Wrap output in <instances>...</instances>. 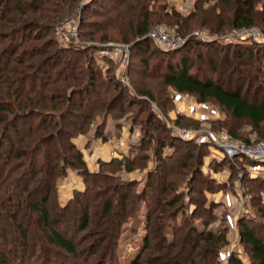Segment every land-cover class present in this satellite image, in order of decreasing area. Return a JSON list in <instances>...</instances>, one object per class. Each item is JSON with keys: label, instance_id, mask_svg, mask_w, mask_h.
I'll use <instances>...</instances> for the list:
<instances>
[{"label": "trees", "instance_id": "16d2710c", "mask_svg": "<svg viewBox=\"0 0 264 264\" xmlns=\"http://www.w3.org/2000/svg\"><path fill=\"white\" fill-rule=\"evenodd\" d=\"M103 1H90L82 12L93 9L94 5L101 9V6L104 7ZM105 1L111 4V12L122 9L135 11L137 7L140 13L145 11L143 26L136 32L123 34V40L128 41L133 35L142 38L148 33L154 19L148 14L145 5L158 0ZM212 1L214 0H195L193 10L184 18L180 17L176 9L170 8V18L176 21L182 18L186 21L200 17L201 22L209 26L207 20L210 18L205 20L203 15L207 12L215 13V8L220 9V12L211 17V21L214 20L212 23L217 19V24H214L216 27L212 30L216 33L228 28L248 29L257 25L264 28V1L260 11L256 6L261 0H215L211 8H204ZM79 2L80 0H0V185H4V191L0 194V264H29L30 257L34 256L41 264H86L79 257L74 236L89 227L94 228L92 221L96 217L97 233L104 232L109 223L114 232L113 235L103 234L95 240L89 248V258L95 259L93 264H120L117 248L121 226L137 212L134 206L139 203L147 205L145 233L139 252L129 264H145L154 232L164 243V249L172 255L174 249L181 250L179 248L184 247L191 234L194 235L189 242L192 243L189 253L187 251L185 254L190 264H264V240L259 235L264 231V205L259 195L256 196L259 215L253 213L252 217L241 216L237 219L241 252L234 250L222 259V249L228 242V228L214 232L210 229L198 230L192 224L194 218L199 217L203 218L202 225L208 227L214 217L213 211L217 206L213 203L206 206L203 196L205 191H226L235 185L232 178L229 179L230 176H227L225 183L214 181L199 166L198 159L210 152L209 145L184 141L168 131L164 123L157 121L162 131L169 133V153L162 155V149L167 145L159 142L161 139L157 137V150L152 152L157 164L148 168L142 189L134 192L133 196H130L129 189L140 181L124 180L111 184L110 181L115 178L107 169H143L144 162L149 160L147 148L150 140H145L147 132L140 135L137 144H130V154L123 155L119 160L99 162V170L96 172L87 170L83 154L72 139L78 135L87 136L89 127L90 131L93 129L95 116L102 114L101 122L95 124L93 135L88 137L90 142L104 138L102 128L112 116L108 105L100 102V105L96 103L91 114L82 118L80 123L72 120L79 117L75 112L81 111L82 106H94L90 105L91 95L98 101L101 92H98L97 84H101L104 78L94 53L87 57L84 50L72 47L73 43L65 47L55 34V25L72 13ZM103 10L109 12L107 6ZM99 11L101 10H95L98 14L94 16H101ZM159 19L162 20L160 17ZM84 21L79 23V29L84 27ZM45 35L50 38L42 44L38 43L37 41L45 39ZM190 42V47L188 42L183 49L159 52L179 54L175 63H165L166 70L162 76L164 86L177 94L192 96L199 103L216 104L226 115L225 120L218 122L216 127L226 130L229 136L251 144L252 141L241 134V128L247 125L258 140H264V71L252 64L259 53H264V44H225L220 41L203 43L202 40ZM139 44L145 47L146 52L149 47L155 46L149 38L136 42L134 47ZM193 51L196 52L195 59L204 62L207 68L197 64L195 67L190 57ZM38 56L40 59L36 60ZM218 57H221L220 60ZM82 59H85V63H82ZM101 62L109 64L106 70L109 73L112 63L108 60ZM255 81H259L258 86L250 95L251 84ZM107 85H111V82ZM141 95L148 94L141 92ZM248 97L253 100L250 101ZM120 98L123 99L121 95L117 99ZM104 109L107 110L102 113ZM150 113L152 118L160 120L153 108ZM178 118V122L185 120L182 116ZM183 147H189L191 151H181ZM195 150L198 153L194 156ZM192 163H195L196 168L192 172L198 176L200 183L192 186L196 178L190 177L184 183L187 186L185 195H180L174 192L180 182L169 180L168 177L171 173L177 177L183 175L180 172L184 168H194ZM253 164L242 157L233 160L225 158L220 162H213L211 169L233 174V166L241 165L245 175L241 181L253 184L262 193L264 177H252L246 170ZM173 169L177 171L172 172ZM70 170L83 177L84 191L76 192L73 199L62 207L57 202V184ZM189 193L200 195L198 204L201 212L195 207L192 213H187L186 204L194 201L188 197ZM170 196L171 199L168 200ZM186 196L188 201L185 204L186 198L183 197ZM73 206L81 209L76 212V219L70 224L64 219V214ZM179 216L181 223L173 226L172 239H169L167 230L171 224H176ZM112 218L114 224H111ZM71 225L76 232L68 236ZM37 232L39 236L36 237ZM183 234L185 237L179 242V236ZM174 255L173 263L164 264H183L176 260L179 254L176 252Z\"/></svg>", "mask_w": 264, "mask_h": 264}, {"label": "rangeland", "instance_id": "374dc122", "mask_svg": "<svg viewBox=\"0 0 264 264\" xmlns=\"http://www.w3.org/2000/svg\"><path fill=\"white\" fill-rule=\"evenodd\" d=\"M90 1L92 0H80L79 4L72 10V13L68 14L63 21L56 24L54 29L55 34L59 37V40L63 46L69 47V44L73 43L72 47H76L75 49L84 50V55H86L87 57L94 53V58L96 59L98 65L102 68L103 72L104 78L102 79L101 84H97L98 92H101L100 97H98V101H95V97L91 95L89 97L90 105L94 106H87L85 102L84 105H86L82 106V110L76 111L77 113L75 112V114L79 115V117L72 118V120L77 124L80 123L82 118H86L89 114H91L93 108L97 106L96 103L100 105V102L108 105V108H110L109 110L111 112L110 115L113 117L108 118L106 120V124L102 128V133L103 135H105L104 138H97L96 140L93 139L90 142V139L88 137L93 135L92 131L94 130L95 124L101 122L103 116L102 114L99 116H95V120L93 121L94 126L92 122H90V125L93 126V129H91L90 131L89 127L87 136L78 135L76 138L72 139L73 144L83 154V158L86 164H88L86 165V167L89 172H96L97 170H99V167H97V164L99 163H95L93 160V153L95 148V150H97L99 146L103 145L107 147H104V149L105 151H107L108 156H103L104 159H102L105 162H110L111 160H119L123 155L130 154V144H137L140 135H143V133L145 134L147 132L145 140H150L149 147L147 148L149 150V160L147 159L144 162L145 167L143 169L135 167L131 168V170L129 171L127 170L129 168L127 167L120 169L111 167L107 169V171L110 172L109 174H111L115 178V180L110 181L111 184H114L116 182L118 183L119 181L124 180L137 182L140 181L138 185L133 186L129 189L130 196H133L132 194H134V192L136 191L139 192L143 187V179L149 170L148 168L151 169L157 164L156 158H153L152 156V152H155L157 150V144L155 142L157 140V137L161 139L159 140V142H165L167 145L164 149H162V155H164L165 152H167V154L169 153L167 149L169 143L167 140V136L169 133L163 132L161 127L159 126L160 124H158L157 121L164 123L167 130L172 133L174 130L179 129L198 135L212 134L229 142H235L237 140V142L244 143L239 139H235L229 136L226 133V130L216 127L218 126V122L224 121L226 118V115L216 104L212 102L199 103L192 96L177 94L172 89L164 86L162 76L166 70L167 64L165 63L166 61L175 63V61L178 59L179 54H160L159 52H161L162 50L159 49L156 45L154 46L155 48L153 46L149 47L150 49L147 52L144 51L145 47L140 44L134 47V44L136 42L148 38L150 32L158 26L166 28L170 31L171 35L176 40L181 41V46L177 50L183 49L188 44V42L190 47L192 43L190 42L191 40L201 41L202 39L203 43L208 42L209 40L206 39L203 41V35H208L210 39L216 41L218 38H221L225 35L227 36V34L234 33L236 32V30L240 29L228 28L221 33L212 31L216 27V25L214 24H217V19L215 23H212L214 22V20L211 21V17H213L215 13L217 14V12H220L218 11L220 9H215L212 7L215 13L209 14V12H207V14L203 15L205 17V20L210 18L209 20H207L209 22V26H206V24L201 22L202 19L200 17H197L195 20L185 21L182 19L184 17H187L193 10L195 0H158L157 2H151L145 5L147 6L148 14L151 18L153 17L154 19L149 26L148 33L142 38H137L133 35V37L128 38V41H125L123 40V34L127 32H136L138 28L143 26L145 11H142V13H140L137 7L135 8V11L134 9H122L121 11L111 12L109 8L111 4L104 0L102 3L104 7L101 6V9H99L100 6L94 5L93 9H88L86 12H82L84 6ZM263 1L264 0L259 1V4H257L256 6L257 10H261V4ZM214 2L216 1L214 0L209 4L207 3L204 8H211V6L214 5ZM106 6L110 13L103 10V8H105ZM163 6L165 8H162ZM170 8L171 10L176 9L180 13V17L182 18L178 21L170 18ZM95 10H101L99 11V14L102 15L94 16L95 14H98L97 12H95ZM133 13L134 16L132 17ZM167 14L169 15L167 16ZM154 15L156 16L154 17ZM159 17L162 18V20L159 19ZM81 20H85L84 27L79 29V23L81 22ZM210 23H212V26L210 25ZM249 29L257 31L264 36V28L261 27V25L254 26ZM69 30L75 31L73 34H70ZM44 38L45 39L37 42L42 44L44 40L47 41L50 37L46 36ZM38 43L35 42V44ZM191 48L193 50L194 46L192 45ZM107 52L112 53L113 56H105L104 54ZM230 55L232 56V54ZM195 56L196 52H191L190 57L191 60L195 63V67H197L198 65L207 68L206 64L199 61V59L196 60ZM219 56H222V54H219ZM263 56V52L259 53V55L254 58L252 64L253 67H260L264 71ZM38 58L39 56L36 57V60L40 59ZM219 58L221 57H218V59ZM82 60V63H85V59ZM102 60H108L112 63V69L110 68V70L108 71L109 73H106L109 64L107 65L102 63ZM241 68L244 69V67ZM226 75H228V73ZM110 82L111 85H107ZM258 82L259 81H255L251 84L252 87L250 88L249 92L250 95L255 92V89L258 86ZM247 87L248 84H246V88ZM141 92L147 93L148 95L142 96ZM120 95L123 97V99H117ZM248 99L250 101L253 100L252 97H248ZM182 101L184 105H181ZM121 104L123 105L122 107ZM120 107L122 111H120ZM65 108L67 110V106ZM152 108L154 109L156 114H158L160 120H156L154 119V117L152 118V114L150 113ZM106 110L107 109H104L102 113H104ZM185 113H187V116L184 115ZM178 116H182V118H184L185 120H181V122H178ZM197 116H200V119H196ZM241 134L244 135V138H249L252 141L251 144H256L264 141L258 140L257 136L251 132L250 127L247 125H243V127L241 128ZM123 137L127 138L122 140V144L125 146L119 145V143L114 144L111 141L112 139H121ZM114 145H119L120 149L118 148V151H125V153L120 156L117 153V150L116 152L115 150H113V147H115ZM183 148L184 149H181V151H191L190 149H188L189 147ZM210 152L207 155L203 154V156L200 157V160L198 159L199 166L202 167L201 169L203 170V172L205 174H210L211 178L216 182L219 181L216 179V177L214 179V175L223 177V179H227L230 176L229 179L232 178V181L235 182V185L226 191H205L203 193V196L206 206H209L210 203H213L217 206L213 211L214 217L211 219L210 225L208 227H204L202 225L203 218L200 219L199 217H195L192 221V224L198 230L207 231L208 229H210L214 232L222 228H228L226 235L228 242L221 252V257L222 259H224L225 256L229 255L228 253H231L234 250H238L239 252H241V248L238 243L239 234L236 224L237 219L241 216L252 217L253 213L259 215L257 212L258 207L256 196L259 195L261 197V203L264 205V192L260 193L253 184L249 185L248 183H245V181H241L245 176L244 168L241 165L233 166V174H228L227 171L217 172L212 170L211 166L215 161L213 158H211L212 161L209 162L211 156ZM193 153L195 156L198 151L195 150ZM215 154H218V152H215ZM239 156L243 157L242 155ZM240 157L229 159L233 160ZM195 163H192L194 164V168L192 166L184 168L180 172L184 173L183 175L180 174L178 175V177L174 176V174L172 173L169 175V180H178L177 183L180 182L174 192L179 193L180 195H185L187 186L185 187L184 183L186 184L190 177H194V179L196 178L192 186H198L197 183H200L198 181L200 179L192 172L193 169H196ZM175 171H177V169L172 172ZM158 182H161V180ZM156 183L157 182H155V184ZM57 185V202L59 206L62 207L66 206L70 199H73L76 192L84 191L83 177L73 170L68 171L64 177L60 178ZM3 187L4 185H0V194H2V192L4 191L2 190ZM153 193L155 192L153 191ZM188 197L193 198L194 201H192V203L190 204H186V201H188L187 196L183 197L186 198L184 203L186 204L187 213H192L195 210V207L197 208V210L199 208L198 211L201 212L200 205L198 204V201L201 200L200 195L196 193H193L192 195L191 193H189ZM169 199H171V196L168 198V200ZM180 199L182 201V196H180ZM146 206L147 205L145 203H139L138 206L136 204L134 207L135 209L137 208V212L132 217L128 218L126 222L121 226L120 239L117 248L120 264H129L137 255L142 246V241L145 233L144 227L146 221ZM80 209L81 207L73 206L64 214V219L72 224L71 221H74L76 219V212ZM201 217L205 218L204 215H202ZM224 218H226V221H223ZM97 220L98 219L96 217L92 221V223L94 224V228L89 227L88 230L74 236V241L78 247L79 257L81 261H86V264H93L95 262V259L89 258L91 254L89 248L95 243V240H97L103 234L113 235L114 232L112 228L110 229L111 225L109 223L108 226L104 228V232L99 231L100 233H97L98 231L97 229H95ZM180 223L181 216L177 218L175 225H170L167 230V237L169 239H172L173 226H179ZM111 224H114L113 218L111 220ZM231 224L232 226H230ZM75 232V228H73V226L71 225L70 234L68 236ZM259 235L264 240V231L260 232ZM35 236H39V233L37 232ZM191 236L194 237V235L192 234ZM191 236L188 238L189 240H186V242L184 243V247H178L181 250L178 251L177 248L173 250L174 254H176V252L179 254V257L176 258V260L181 261L183 264H190L185 254L187 251L189 253L190 247L192 246V243H189L192 240ZM184 237V234L180 235L179 242L183 241ZM160 240L161 239L158 234H156V232L152 233V242L149 252L144 261L145 264H164L165 262L173 263L174 258L172 257L175 255H172L170 254V252L165 250L164 243ZM168 254H170V256L165 257V255ZM243 260L247 263L246 259ZM29 261V264H41L35 256L30 257Z\"/></svg>", "mask_w": 264, "mask_h": 264}, {"label": "built area", "instance_id": "2783aa9c", "mask_svg": "<svg viewBox=\"0 0 264 264\" xmlns=\"http://www.w3.org/2000/svg\"><path fill=\"white\" fill-rule=\"evenodd\" d=\"M74 31L69 30V33L73 34ZM225 36L218 38L216 41H220L223 43L243 42L264 44V36L257 31L250 30L249 28L238 29L236 30V32L229 33L226 37ZM202 37L203 41L205 39L209 41H215L210 39L208 35H203ZM148 38L159 49L165 52L176 51L181 46V41L176 40L171 35L169 30L161 26H158L153 31H151ZM104 55L113 56L112 53L108 52ZM181 105H184L183 101L181 102ZM184 115L187 116V113H185ZM198 118L200 119V116L196 117V119ZM173 133L184 141H196L197 143H205L209 145L211 157L214 159L215 162H220L225 158L240 157L239 155H242V158H245L248 161L254 163L253 165L247 167L249 174L253 177H264V141L248 145L245 143L237 142V140L235 142L225 141L223 138H219L218 136H214L212 134L198 135L179 129L174 130ZM215 152H218V154H215ZM166 154L167 152H165L164 155ZM215 177L219 182H227V179H223V177L214 175V179ZM230 226H232V224Z\"/></svg>", "mask_w": 264, "mask_h": 264}, {"label": "crops", "instance_id": "0c3cea01", "mask_svg": "<svg viewBox=\"0 0 264 264\" xmlns=\"http://www.w3.org/2000/svg\"><path fill=\"white\" fill-rule=\"evenodd\" d=\"M123 139H127V138H125V137H123V138H121V139H112L111 141L114 143V144H118L119 143V145H122V146H125V145H123L122 144V140ZM119 145H114L115 147H113L114 149L113 150H115V152H116V150H117V153L121 156L123 153H125V151H122V152H120V151H118V148L120 149V147H119ZM108 146V145H107ZM104 147H106V146H99L98 148H97V150H95L94 149V153H93V160H94V162L95 163H99V162H105L104 160H102V159H104V157L103 156H108V153H107V151H105V149H104ZM107 148V147H106ZM110 148H111V146H110ZM112 150V151H113ZM108 152H109V150H108ZM96 155V156H95ZM111 157V156H110ZM96 158V159H95ZM212 157L210 156V159H209V162H211L212 161V159H211ZM91 161V160H90ZM88 165V164H87ZM92 166H93V164H92ZM95 166V165H94Z\"/></svg>", "mask_w": 264, "mask_h": 264}]
</instances>
